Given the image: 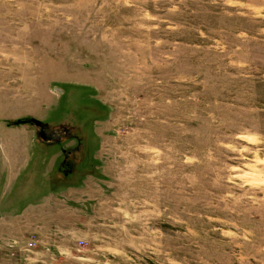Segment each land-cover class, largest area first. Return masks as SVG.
<instances>
[{
	"label": "rangeland",
	"instance_id": "rangeland-1",
	"mask_svg": "<svg viewBox=\"0 0 264 264\" xmlns=\"http://www.w3.org/2000/svg\"><path fill=\"white\" fill-rule=\"evenodd\" d=\"M26 206L0 264H264V0H0Z\"/></svg>",
	"mask_w": 264,
	"mask_h": 264
},
{
	"label": "crops",
	"instance_id": "crops-1",
	"mask_svg": "<svg viewBox=\"0 0 264 264\" xmlns=\"http://www.w3.org/2000/svg\"><path fill=\"white\" fill-rule=\"evenodd\" d=\"M28 207H31V206H26V207L22 208V209L20 210V212H17V213H12V212L10 211L11 209H9V211L6 212L5 215H0V218H7L6 216H10V217H12V216H17V215L22 214V213H24L25 211H27V208H28ZM10 217H8V218H10Z\"/></svg>",
	"mask_w": 264,
	"mask_h": 264
},
{
	"label": "trees",
	"instance_id": "trees-1",
	"mask_svg": "<svg viewBox=\"0 0 264 264\" xmlns=\"http://www.w3.org/2000/svg\"><path fill=\"white\" fill-rule=\"evenodd\" d=\"M63 166L66 167V168L69 166V160L68 159L64 160ZM60 168H61V166H60Z\"/></svg>",
	"mask_w": 264,
	"mask_h": 264
},
{
	"label": "built area",
	"instance_id": "built-area-1",
	"mask_svg": "<svg viewBox=\"0 0 264 264\" xmlns=\"http://www.w3.org/2000/svg\"><path fill=\"white\" fill-rule=\"evenodd\" d=\"M27 243H28V246L34 245V242L33 241H30V240Z\"/></svg>",
	"mask_w": 264,
	"mask_h": 264
}]
</instances>
